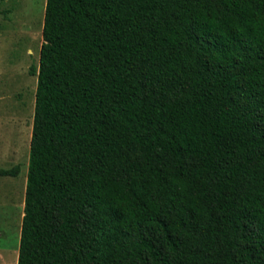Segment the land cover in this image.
<instances>
[{
    "label": "trees",
    "instance_id": "1",
    "mask_svg": "<svg viewBox=\"0 0 264 264\" xmlns=\"http://www.w3.org/2000/svg\"><path fill=\"white\" fill-rule=\"evenodd\" d=\"M42 38L17 264H264V0H46Z\"/></svg>",
    "mask_w": 264,
    "mask_h": 264
},
{
    "label": "rangeland",
    "instance_id": "2",
    "mask_svg": "<svg viewBox=\"0 0 264 264\" xmlns=\"http://www.w3.org/2000/svg\"><path fill=\"white\" fill-rule=\"evenodd\" d=\"M46 0H0V264H17Z\"/></svg>",
    "mask_w": 264,
    "mask_h": 264
},
{
    "label": "crops",
    "instance_id": "3",
    "mask_svg": "<svg viewBox=\"0 0 264 264\" xmlns=\"http://www.w3.org/2000/svg\"><path fill=\"white\" fill-rule=\"evenodd\" d=\"M23 217V216H22ZM22 221V220H21ZM19 248V247H18Z\"/></svg>",
    "mask_w": 264,
    "mask_h": 264
}]
</instances>
